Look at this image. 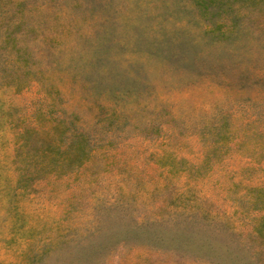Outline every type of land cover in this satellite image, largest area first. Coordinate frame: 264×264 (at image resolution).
I'll list each match as a JSON object with an SVG mask.
<instances>
[{
    "label": "rangeland",
    "instance_id": "374dc122",
    "mask_svg": "<svg viewBox=\"0 0 264 264\" xmlns=\"http://www.w3.org/2000/svg\"><path fill=\"white\" fill-rule=\"evenodd\" d=\"M198 2L0 0V264H264V0Z\"/></svg>",
    "mask_w": 264,
    "mask_h": 264
},
{
    "label": "trees",
    "instance_id": "16d2710c",
    "mask_svg": "<svg viewBox=\"0 0 264 264\" xmlns=\"http://www.w3.org/2000/svg\"><path fill=\"white\" fill-rule=\"evenodd\" d=\"M198 1H199V0H193V2H194L195 4H199ZM203 3H204V2H203ZM159 46H160L159 43L151 45V46H150L151 51H154V52L158 53V52H159Z\"/></svg>",
    "mask_w": 264,
    "mask_h": 264
}]
</instances>
